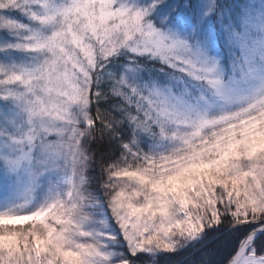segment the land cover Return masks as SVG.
<instances>
[{"label": "snow or ice", "instance_id": "1", "mask_svg": "<svg viewBox=\"0 0 264 264\" xmlns=\"http://www.w3.org/2000/svg\"><path fill=\"white\" fill-rule=\"evenodd\" d=\"M0 264H264V0H0Z\"/></svg>", "mask_w": 264, "mask_h": 264}]
</instances>
